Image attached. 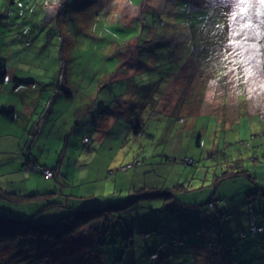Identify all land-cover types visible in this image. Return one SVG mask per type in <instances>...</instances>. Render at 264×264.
Returning a JSON list of instances; mask_svg holds the SVG:
<instances>
[{
    "label": "rangeland",
    "instance_id": "1",
    "mask_svg": "<svg viewBox=\"0 0 264 264\" xmlns=\"http://www.w3.org/2000/svg\"><path fill=\"white\" fill-rule=\"evenodd\" d=\"M61 1L13 0L6 6L11 16L0 9V34L7 35L0 36V52L9 61V88L0 90V101L18 106L26 95L42 94L46 120L59 114L68 120L70 129L40 132L34 142L65 146L69 136L63 171L74 169L72 192L82 195L76 205L98 208L138 198L114 211L107 232L82 229L60 249L23 238L18 244L26 247L0 245V264H216L215 253H221V264L262 260L237 224L239 217L251 221V206L254 215L264 214L262 204H251L256 193L250 192L258 186L262 197L264 191V75L244 78L241 68L252 50L243 40L221 62L218 54L228 39L225 14L231 10L226 0H105L109 6L92 1L47 16L43 8L58 9ZM17 28L30 35L31 45ZM254 42L264 45V35ZM20 45L29 52L21 55ZM258 52L264 70V47ZM183 70L194 78L189 93L178 84ZM15 76L38 85L23 94ZM46 91L53 93L49 106ZM85 135L91 139L86 146ZM185 156L193 163H184ZM29 165L24 169L55 177L43 171L48 165ZM239 169L251 176L218 177ZM157 190L172 194L147 195ZM211 197L218 206L208 207ZM222 206L226 213L242 209L220 222L215 211Z\"/></svg>",
    "mask_w": 264,
    "mask_h": 264
},
{
    "label": "trees",
    "instance_id": "2",
    "mask_svg": "<svg viewBox=\"0 0 264 264\" xmlns=\"http://www.w3.org/2000/svg\"><path fill=\"white\" fill-rule=\"evenodd\" d=\"M92 1L103 4L105 6L110 5V4L105 3L107 0L106 1L105 0H62L60 8L55 9V10H53V9L50 10L49 6H47V8H43V10L47 13V16H50V15L53 16V15H57L61 9H65L68 6H70V7L71 6H77L78 8H85ZM10 2H13V0H1L0 1V9H1V11H4V12L7 11V13H6L7 16L12 15V13H10L8 7H6L7 5H10ZM38 4L40 5L41 3H38ZM43 4H45V3L43 2ZM36 8L34 10H36ZM23 9L26 12H28L29 6L23 7ZM3 21L5 22L6 20H3ZM6 30H9V29H6ZM22 30H24V28ZM0 32L5 33V29L0 30ZM15 32L19 35L23 34V33H21V28H17L15 30ZM0 36L4 37L7 35L6 34H3V35L0 34ZM22 36H23V38H25V41L27 42L28 45L32 44V38L29 37L30 36L29 34L28 35L25 34ZM175 38L179 39L178 43L181 42V40H182V37L179 36L178 34H176ZM7 46L9 47L10 51H14L13 45L10 44ZM17 47L20 48L19 53L21 55L29 52V50H24L21 47V45L17 46ZM2 54H3V52L1 51L0 52V57H1V59H0V80L4 81L6 79V76H7V65H6L7 60L4 59ZM18 63L21 64L22 63L21 60H19ZM15 78H16V80H18L20 82V84L32 85L34 83V79H19V77H17V76H15ZM177 78L180 79L178 84H180L181 87H183V89L186 90V91H184V93H186V92L189 93V89H190L189 85H191V82L194 79L193 76H191L190 74H188L187 72H185L183 70V71H181V74L177 76ZM181 80L184 83H181ZM178 84L174 83L172 85L179 86ZM57 88H62L64 93L69 98L72 97L71 90H69L65 87H62L60 85H59V87L57 86ZM142 88L144 89L145 87L143 86ZM168 89L169 88H167V91L165 92V94L168 93ZM148 97H149L148 95H145V96L138 95V100L143 99V98H148ZM140 102H141V100H140ZM180 102H181V106H182L183 103L185 102V98H183ZM181 106H179V103H178V106H176V107H181ZM2 112L11 119L16 117L15 116L16 115V109L14 107H7V106L3 107ZM65 147H66V144H65L64 148ZM183 161H184V163L190 164V163H193L194 159L190 156H185ZM26 164H30V165L31 164H37L38 165L37 167H39V168H41L39 165H45V164H39L37 162H28V163H24L23 168L26 167ZM57 169H59V166L55 165V168L53 171L54 176L57 175ZM223 174H225V172ZM246 174L251 176L244 169H239V170H234V171L228 170L227 174H225L223 176L220 175L218 177H220V180H223V179H226L228 177H235V176L246 175ZM66 176H67V174H66ZM220 180L218 182H220ZM60 182H59V184H60ZM63 183H65V182H63ZM68 184H70V182H68ZM257 187L255 186L250 191L252 194L256 193V197L251 202V204L255 205L256 207L257 206L259 207L258 202L260 204H262V206L259 207V210L261 212V210L264 208V191H263V194H261L262 197L259 196L260 194H258V193H261V191H257V189H256ZM168 189L172 190V188H168ZM55 193L57 194L58 191L22 194L20 192L8 190L7 188L0 186V203L2 204V205H0V209H3V210H0V245L15 244L16 246L21 247V246H25L26 244H28V243H26L25 245L18 244L19 243L18 241H20L23 238L27 239V241H29V242H31L32 240H35V239H40V240H47L48 241V242H44L43 244L49 243V245L52 248L54 247V248L60 249L62 246L65 245L64 242L72 240L78 234V232L82 229L92 230L91 232H95V233L99 232V234L103 233L104 231L107 232L110 229V227H108V225H107L108 222L110 220H112V218H116V216L114 215V211L116 209L125 208V207L129 206L138 198V195L135 194L132 196V198H127L123 201L111 203V204L105 205L103 207L85 208L82 205H76V203H75V202H77L78 198L81 197L82 195L79 196L73 192H68L67 195L73 197V201H75L74 204L70 205L69 208H67L68 211L66 210L65 212H62V214H60L61 215L60 217L53 218L52 219L53 221L50 220L51 222H45V219L50 217V214L46 213V212H48L47 210L49 208L55 206V205H58V203H59V201L54 200L52 198V196ZM159 194H172V192L171 191L157 190V191L147 193V195H152V196L153 195H159ZM147 195H142V196H147ZM75 197H77V199H74ZM173 197H175V195H173ZM259 197L261 198V200H259ZM32 200H43L44 203H43V205L39 206L40 208H39V210L37 209V212L31 211V213H30V210H32V206H34L30 203V201H32ZM84 200H85V198H84ZM211 202H213L212 205H210ZM230 202H232V200ZM207 203H208L207 204L208 207H215V206L219 205V200L211 197L208 199ZM4 204H6V205H4ZM14 204H16L17 206ZM114 204H117V205H114ZM232 204L233 203H231V206H232ZM7 207L9 209L15 210V211L14 212H10V211L7 212ZM224 209H225V207L222 206V210L217 209V211H215V215L218 217V219H220V222H222L224 220L223 219L224 217L228 216V213L231 217H233V215H237V213H239L242 208L237 206V207H235V209L233 208V210H229L228 213H226L224 211ZM249 210H251V212H252L251 220H254L258 226H263V228H264V224L259 223L257 221V219L254 218V217H256V218L262 217L263 218L264 214L258 213V214H260L259 216L254 215V213L256 211L253 208V206L249 207ZM231 211H233V215L231 214ZM41 215H42L41 220H38L36 217L37 216L39 217ZM211 217H212V214H211ZM239 218H240V220L238 221L237 227L240 230V234H241L242 238L246 237L245 241L249 240L251 242V244H253L254 246H258L259 252L264 255V229L262 231L252 232L251 231V225H250V223H251L250 218H248V221H246V219H244L243 217H239ZM209 220H211V219L209 218ZM242 230H246L245 231L246 233L242 234ZM143 235H146V233L143 232L142 236ZM249 235H251V236H249ZM40 240L38 241V245L41 243ZM40 245H42V244H40ZM207 245H209V242ZM210 248L212 249L214 247H210ZM154 254H156V255H154ZM152 256L153 257L157 256V253H153ZM221 260H222L221 253H219V254L215 253L214 258L211 259V261H215L216 264H221ZM9 262L10 261H8L6 263L9 264ZM117 262H118V260H117ZM251 264H252V259H251ZM253 264H264V257L262 260L259 259L258 261H255Z\"/></svg>",
    "mask_w": 264,
    "mask_h": 264
},
{
    "label": "crops",
    "instance_id": "3",
    "mask_svg": "<svg viewBox=\"0 0 264 264\" xmlns=\"http://www.w3.org/2000/svg\"><path fill=\"white\" fill-rule=\"evenodd\" d=\"M8 62L7 60V63ZM17 68L21 69L20 64H18ZM16 85L21 84L18 83ZM37 85L36 83L32 85L24 84V86L19 87V89L23 88L24 94L26 89L29 87H36ZM53 86L54 88L57 87L56 85ZM8 88L9 86L6 85V81L0 80V90L3 91ZM55 91L56 90L53 89L51 92L55 93ZM49 93V91L45 93V96H48V106L53 96V93L52 96L49 95ZM36 96L31 97L26 95L23 97L26 98V100L23 101V104L18 106L14 103H8V100L0 101V186L22 194L58 191L57 194L55 193L52 196L54 200L59 201L58 205L49 208L47 210L48 212H46L50 214L51 218L59 213L62 214V212H65L67 208L75 202L72 196L67 195L68 192H72V186L68 184V182H70L69 172L74 169L68 167L66 171H63L64 165L69 164L65 161L68 154L69 136L67 135L65 137L67 144L63 150L61 149L64 147L63 144H48V139H43L40 144H35L34 138L36 134L52 131L54 127H64L65 130H68L70 129V124L67 119H64L65 117L60 119V116H63L62 114L57 115L58 119L56 118L53 121L46 120L47 118L44 115L45 107L43 104V96L42 94ZM40 102H42L43 105H40ZM6 106L16 109V117L11 119L2 112L3 107ZM16 132L20 133V136H16ZM32 133L35 134L31 137ZM89 141H91V139ZM81 144L86 146L84 140ZM28 162H37L48 166L58 165L59 169H57V175L54 178H47L40 170L24 169V163ZM74 199H77V197ZM30 203L34 205L32 206V210H30L31 213V211L37 212V209L39 210V206L43 205L44 201L32 200ZM0 205L2 204L0 203ZM8 211L14 212L15 210H11L7 207V212ZM257 221L264 224V217H258Z\"/></svg>",
    "mask_w": 264,
    "mask_h": 264
},
{
    "label": "snow or ice",
    "instance_id": "4",
    "mask_svg": "<svg viewBox=\"0 0 264 264\" xmlns=\"http://www.w3.org/2000/svg\"><path fill=\"white\" fill-rule=\"evenodd\" d=\"M230 7V12L226 13L228 20V39L224 45V50L219 53L222 57V61L232 56V46L241 43L249 44V54L245 60L246 67H242L241 71L246 73V78H255L257 76L264 75L262 70L261 61L257 58L259 55L258 49L264 47V45L257 44L254 41L258 40L264 32L260 29L264 26V0H226ZM217 28H223V24H217ZM240 37V39H236ZM251 42V43H250ZM238 54V53H237ZM254 61V62H253ZM235 74V69H229ZM227 75V72L224 73ZM237 79H241L237 77ZM264 87V85H261Z\"/></svg>",
    "mask_w": 264,
    "mask_h": 264
},
{
    "label": "built area",
    "instance_id": "5",
    "mask_svg": "<svg viewBox=\"0 0 264 264\" xmlns=\"http://www.w3.org/2000/svg\"><path fill=\"white\" fill-rule=\"evenodd\" d=\"M88 140H89V136L84 137V142L88 141ZM30 168L31 169L37 168V164H31ZM42 169L45 172V174L48 175V176H51V175L54 174L52 168H50L48 166H42ZM212 203L213 202H211L210 205H212ZM250 225H251V231L252 232L262 231L264 229L263 226H258L257 223L254 220H251ZM245 231L246 230H242V234H245L246 233ZM154 255H156V254H154Z\"/></svg>",
    "mask_w": 264,
    "mask_h": 264
}]
</instances>
